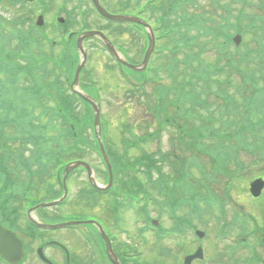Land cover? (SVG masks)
Masks as SVG:
<instances>
[{"label":"trees","instance_id":"1","mask_svg":"<svg viewBox=\"0 0 264 264\" xmlns=\"http://www.w3.org/2000/svg\"><path fill=\"white\" fill-rule=\"evenodd\" d=\"M137 1L136 6L141 7L139 12L154 22L165 39L163 47L167 53L156 57L154 69H162L168 83L158 85L160 94L151 110L157 122L156 130L139 136L132 135L134 142L127 143L135 145L159 138L164 125L171 121V124L177 123L179 131L169 152L164 153L160 149L156 153L144 151L135 157V162L150 176L153 170H161V162L169 161L174 166V150L179 151V159L186 165L196 160L199 154L207 156L208 161H202L198 166L201 178L196 191L201 199H205L206 181L225 175L236 146L264 145V0H253L260 4L263 13H258V16L247 12L250 0ZM117 3L122 9H130L133 5L130 0H117ZM18 32L22 47L13 46L15 50L11 56L2 57L12 62L11 66H7L12 67L10 70L16 79L23 80V85H26L25 91L22 92L20 88L9 91L6 99L0 102V147L10 150L16 143L21 146L35 145L37 155L47 157L48 162L42 167L46 168L51 161L59 162L65 154L72 156L75 153L65 151L63 146L76 147L85 142L87 137L83 133L93 126L92 109L69 90L61 74L66 63L71 65L68 74L74 73L75 47L73 51L68 49L64 57L56 58L61 59L62 63L54 62L46 58L42 46L38 45L39 52L34 46L36 44L32 43L31 39L35 36L32 29L27 32L19 29ZM234 32H241L245 36L240 48L233 46ZM0 33V36L4 35L1 20ZM10 34L15 33L11 31ZM35 40L42 43L39 39ZM3 48L0 43V50L3 51ZM18 49L21 51L15 52ZM211 51L217 57L206 60ZM42 52L44 59L40 57ZM20 59L26 64L22 66ZM34 60L41 62L38 63L39 71L27 74L25 70L32 71L28 66ZM239 74L242 75L240 83L237 78ZM29 77L33 84L28 89ZM43 79L46 82L43 83ZM201 79L208 83L213 80V84L199 91ZM113 82L116 86L120 85L117 79ZM228 83L231 84L229 88ZM90 85L85 83L83 87L90 90ZM210 93L219 100L213 116L208 113ZM51 96L55 97L49 102ZM32 100L38 101L32 104ZM81 101L86 104L85 115L81 113ZM172 105L176 108H172ZM36 107H40L39 115L35 112ZM11 125L14 130L9 132L11 135L7 138L6 126ZM128 130H132L130 126ZM51 145L61 147L62 151L48 149ZM260 153L264 154V150ZM115 159L119 160L120 157ZM0 161L3 162L0 164V216L14 225L21 206L29 201L30 193L39 191L40 187L30 175L27 181L16 175L7 159L0 158ZM19 161H25L22 152ZM18 165L20 167L22 164ZM29 173L32 176L37 174ZM40 177L45 179V175ZM185 181L187 185L189 181ZM137 184L143 187L140 182ZM170 190L177 192L178 188ZM31 201L36 203L39 200Z\"/></svg>","mask_w":264,"mask_h":264},{"label":"rangeland","instance_id":"2","mask_svg":"<svg viewBox=\"0 0 264 264\" xmlns=\"http://www.w3.org/2000/svg\"><path fill=\"white\" fill-rule=\"evenodd\" d=\"M70 5L75 6V18L78 21V24H83V20H85V15L80 14L77 8V3L79 0H70ZM108 1V0H107ZM117 0L108 1L109 4L106 5V8L109 11L117 12L118 4L116 2ZM61 0H52L51 3H53V11L57 10V8L67 5L65 3H61ZM255 3V2H254ZM254 3H251L248 6V9H250ZM60 4V5H59ZM59 5V6H58ZM112 6V7H110ZM38 10V9H37ZM253 10V9H251ZM0 11L2 15L6 16L8 19H11L9 23H7V26H9L10 30H13L14 28V18L15 16L19 15V10H17L16 7L9 3H2L0 4ZM40 11V9H39ZM49 10V12L53 13ZM49 13V14H51ZM51 16V15H48ZM52 18V17H51ZM89 25L90 26H100L104 25V21L99 20L97 17V14L92 13L88 17ZM55 21V20H54ZM54 23V22H53ZM76 24V26L78 25ZM105 27H107L105 25ZM76 28V27H75ZM117 28L114 25L110 26L107 29V32L115 38L118 42L120 41L125 45L127 48L130 46V39L128 34L123 35L120 37L119 30L122 29ZM48 30H46V33L48 36L54 37L56 40L58 38V34H60L61 30L54 29L52 26H48ZM58 31V33L56 32ZM6 32H9L8 29H6ZM135 34H137L136 31H134ZM66 39L64 36L61 35L60 40ZM137 41L136 49H138L140 45L139 36H136ZM163 42V41H162ZM161 42V43H162ZM10 46H17V42L15 39H13ZM46 46V44H45ZM63 47V45H62ZM47 52L50 50V48L46 46ZM62 48L55 47L53 50L54 55L57 54L59 51H61ZM13 50H15L13 48ZM15 52H19V49ZM91 53V59L89 65V68H91V72L93 74V77L97 80L99 77L101 78L100 70L102 69V65L113 64V62H110L111 60L109 57L106 58H96L94 55V50L90 51ZM137 53V52H136ZM137 54L136 58L138 59ZM215 58V56H214ZM89 63V62H88ZM105 68V67H103ZM130 75H132L136 81H139V75L135 72L128 71ZM150 75V73H149ZM100 80V79H99ZM98 80V83H99ZM84 81H89L87 78H84ZM213 80H209V83L205 80L201 79L199 80V87L200 90L207 87L208 85H212ZM124 82V81H123ZM100 86L104 91L102 93L103 97V103H102V112L104 114L103 119L105 118L106 121H108V136L105 132V139L111 142V147L115 148L117 152H120L121 154L125 151V146L121 143V138L123 136H129L127 133L124 134L122 130H125L124 125L125 124H133L136 125V130H138L139 134H142L144 131L149 130L153 131L155 128H157V122L155 119L150 115L148 112V107L145 103L149 105L150 102H152V95L151 92L153 90V84L148 83L146 87L140 89L137 87H128L126 85L123 89L118 90L117 86H107L105 85L102 80ZM113 91V92H112ZM148 95L150 96V100L148 99ZM209 94L208 98V104L210 110H208V113H210V116L214 115V109L216 103L219 102V100L215 96H210ZM155 102V101H154ZM81 106V104H80ZM106 124V122H105ZM148 124V125H147ZM104 125V123H103ZM105 126V125H104ZM139 126V129H138ZM146 126L148 128L146 129ZM178 125L174 124H168L164 125L162 127L160 134V138L154 139V141H149L145 145L139 144L142 147H133L129 150L127 153V158H131L134 155H141L144 151L152 152L156 151L157 147H161L162 152L166 153L169 152L170 149H172L174 144V136L178 133ZM6 130L10 133L13 132V126H6ZM156 130V129H155ZM233 130V128H232ZM89 135L93 136L92 130H89ZM196 140V139H195ZM159 141V142H158ZM215 142V141H210ZM17 145H13V147L9 150L6 147H0V158H5L8 160V163L11 165L12 170L16 172V175L19 171H21L19 165V159L20 154L25 153L27 151V148L25 146L18 145L20 143H16ZM240 152L237 154H234L232 158H230V161H236L230 164L229 168L226 170V173L224 176L218 175L215 179L209 181L207 180V190H205L206 194V200L203 202V209L201 211L202 219L198 220L197 226L199 229L205 230L207 232V235H205L202 238L201 245L204 249V253L206 254L207 258L203 262H195L194 264H214L218 262L214 261L215 256L219 255L222 260V262H225V259L228 257H231L234 259V264H244L242 260H244V256L247 253L244 251L243 248L239 249L238 253H234L233 250L229 251V244L228 242L225 245L224 240L231 241L232 243L236 244L237 239L240 238L238 233L241 231V229L245 228V225L243 222L239 219H236V210L238 209L235 202L233 203V196L237 199V204L242 207L241 201L246 200L245 198H240L232 194L231 191H229V188L237 187L239 189H244L249 186V182L247 181V184H238L235 183L233 178H230L228 176L229 169H234L238 166L237 162L244 161L245 163H250L254 158L257 159V156L252 157L251 155H247L249 152L245 153L244 150L239 149ZM82 155V153H81ZM83 156H86L87 161H92L98 164V166H103V159L99 155V153L95 150H93V153H86L83 154ZM174 166L172 167L170 163L164 162L161 168V171L159 172H153V175L148 176L147 173L142 169L137 167V174H134L133 172L128 171L127 173H120L118 178H116L117 185L121 184L123 187L125 186L124 183L128 182L133 175L136 176V178L145 185V194H141L138 200L134 205V208L124 206L122 208L120 217L118 220V224L111 222V218L108 217V215L111 214L109 209L112 208V203L109 201H103L101 202L97 207H89L88 201L80 200L81 206L75 204V198H78L80 191L82 190L83 186H85V176L80 175L78 178L75 176L73 177V180L70 181L69 188L71 189L70 193V203H66L64 205L52 208L44 209L42 212H38L37 214H40L45 219H54V218H62L64 216H70L75 213L88 211L87 213L99 215L102 217H105L107 220L109 226L107 227L108 231H114V238H116L115 244L119 248V250L122 252V249L125 247L130 248V255L131 258L134 260L133 264H183V254H188L191 252L192 249V242L191 238L193 237V231L192 229H188L186 233L183 235L184 240L179 238L178 233H176V229L173 230L174 226L178 224L179 218H181L183 215H188L189 211L186 206H182L181 209H178L171 201L167 200L165 198V195L168 192V186H171L174 184V181H177L181 179V176L185 177L187 180H192L199 184V178L200 172L198 170V166L202 164L203 162L208 161V157L204 155H200L199 157H196V160H193L188 162L186 165L185 162L181 161L179 159V151L174 150L172 153ZM182 163V165H181ZM210 163L212 161L210 160ZM211 167V166H210ZM33 168L36 169L37 165L34 164ZM73 176V175H72ZM70 173L67 175L66 178L70 179ZM237 176V175H236ZM235 177V176H234ZM103 179L100 178V181ZM168 184V186H167ZM42 185V183H38V186ZM48 188V187H47ZM57 188L59 189L58 185ZM56 188V190H57ZM125 189V188H123ZM41 192H36L38 195H47L45 193V189L42 186L40 188ZM226 193L228 194L226 196ZM227 198V200H226ZM216 199V200H215ZM134 201V202H135ZM215 201V202H214ZM225 201L224 206V212L222 213L220 211V204ZM214 202V203H213ZM162 205V206H160ZM141 206H144L147 210V213L149 217L157 218L159 220V224L155 225L156 228L153 229L152 227L147 228L142 224L141 216L138 214L139 209L141 210ZM101 207V208H100ZM100 208V209H98ZM154 208H157V212H154ZM246 209H249L253 211L252 206L248 205ZM161 210V215H160ZM242 210L244 208L242 207ZM158 213V214H157ZM86 214V213H85ZM227 215V216H226ZM245 218V217H242ZM226 222V227L229 230V233H226L227 231L221 227L220 225ZM25 223L22 218L19 219L18 225L20 227H24ZM177 223V224H176ZM162 228L165 232H160L159 234L157 231V228ZM77 230L85 231L88 229V227L84 226H78L76 227ZM44 236L46 237L43 242H47L51 239H57L64 241L67 246L69 247L71 251V255L73 258L78 257L80 258V261L82 264H93L94 261L92 260L90 256V251L85 243L78 237L79 235L74 232V230H62L55 232L54 234L50 233H44ZM182 237V238H183ZM25 238V237H24ZM29 244V247L31 251H29L28 256L26 260L23 262V264H41V262L37 259V255L34 252L33 248L36 250V247L39 246L41 241L39 240L38 243H35L37 238L34 240V238L27 237L25 238ZM219 241H223L221 244V247L219 248ZM133 246H131V244ZM185 243V244H184ZM194 247H196L194 245ZM193 247V248H194ZM232 248V247H231ZM195 249V248H194ZM193 250V249H192ZM34 252V253H33ZM46 253L48 255H51L56 260L61 261V254L56 251L53 248H50L49 244H46ZM214 258V259H213ZM246 258H249V256H246ZM219 257L217 258V260ZM235 259L238 261L235 263ZM60 264H64V260L60 262ZM258 264V263H255Z\"/></svg>","mask_w":264,"mask_h":264},{"label":"water","instance_id":"3","mask_svg":"<svg viewBox=\"0 0 264 264\" xmlns=\"http://www.w3.org/2000/svg\"><path fill=\"white\" fill-rule=\"evenodd\" d=\"M94 2L96 4V6L99 8V10L109 18H113V19H117V20H134V21L143 23L145 26H148L149 28H151L148 24L142 22L140 19H138L136 17L124 16V15H116V16L111 15L104 10V8L99 3V0H94ZM95 35H100V36H102V38L105 37L102 32L97 31V30H93V31L84 32L78 38V48L84 54V56H85V51H84L83 41H84L85 37L95 36ZM238 40H239V37L236 38V41H238ZM150 42H151L150 48H149V50L145 56V60L143 62V66H142L143 68L147 65V63L150 59L152 50L154 49L155 38H154L153 32H152V34H150ZM84 61H85V57L82 59V62L77 69L75 80L73 82V87H74L76 92H78L83 98L88 100L93 105V108L95 110V123H96L97 127L100 128V107H99V104L95 103L90 96L86 95L85 93H83L82 91L77 89V87L79 86L80 71H81V68H82ZM133 68L139 69L138 67H133ZM106 159L108 160L107 156H106ZM77 165H86V164L83 162H77ZM54 203L55 202H50V203H45L42 205H52ZM69 223H71V222H69ZM44 226L53 227V225H44ZM0 250L4 253L5 257L12 262H16L18 259H20L22 256V253H23L22 244L17 239L16 235L14 233H12L11 231L3 228L1 224H0ZM198 256H201L200 251H198L195 255H193L191 257H198ZM191 257H188L186 259V262H189Z\"/></svg>","mask_w":264,"mask_h":264},{"label":"flooded vegetation","instance_id":"4","mask_svg":"<svg viewBox=\"0 0 264 264\" xmlns=\"http://www.w3.org/2000/svg\"><path fill=\"white\" fill-rule=\"evenodd\" d=\"M251 197H252V200L253 201H258L260 204L264 205V191L262 192V194L259 197L254 198L252 195H251ZM197 220H198V217L195 214H190V212H189V214H188V223H189V226L191 228L194 227V225H195V230H194L195 233H196L197 224H198V221ZM184 227L185 226L182 227L183 230H184ZM224 241H225V245L228 242V244L230 246L229 247V251H231V249H232L234 253H238L240 248H243L244 251H246L248 253V250L250 249V248H248V246H251L252 243H253V242L240 241V242H235L236 244L234 245V243H232L231 241H228V240H224ZM191 242L196 246V247H194L195 249L192 251V252H195V250L198 248V246L201 245V240L200 239H196V241L195 240H192ZM219 242H220L219 243V248H220L223 241H219ZM218 257H219V259L217 260ZM206 259H208V258H207L206 254H205V257H203L202 259H195L192 262V264H194L195 262H203ZM54 260L58 264H60V262L63 261L62 254H61V261H58L55 258H54ZM220 260H222L221 257L219 255L218 256L216 255L214 261L218 262V264H234V262H233L234 259L231 258V257L226 258L225 259V262H222V263H220L221 262ZM253 260L254 259H248V258H246V259L242 260V262L244 264H255V263H253ZM237 261L238 260L235 259V263ZM214 264H217V263L214 262ZM258 264H264V258H261L260 261H258Z\"/></svg>","mask_w":264,"mask_h":264}]
</instances>
